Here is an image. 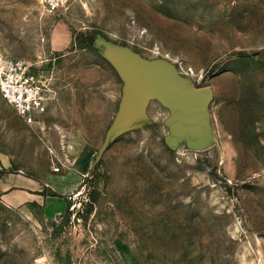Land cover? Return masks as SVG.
Here are the masks:
<instances>
[{"label": "rangeland", "instance_id": "obj_1", "mask_svg": "<svg viewBox=\"0 0 264 264\" xmlns=\"http://www.w3.org/2000/svg\"><path fill=\"white\" fill-rule=\"evenodd\" d=\"M96 35L211 86L214 143L170 149L151 101L152 123L104 151L65 212L0 203V264H264V0H0V50L50 89L42 126L0 98L9 168L93 161L122 87Z\"/></svg>", "mask_w": 264, "mask_h": 264}, {"label": "water", "instance_id": "obj_2", "mask_svg": "<svg viewBox=\"0 0 264 264\" xmlns=\"http://www.w3.org/2000/svg\"><path fill=\"white\" fill-rule=\"evenodd\" d=\"M92 47L115 70L122 87L117 110L80 188L97 174L96 166L113 142L152 123L147 108L153 100L168 110L163 123L168 129L164 142L170 149L175 150L183 143L189 150L200 151L214 143L209 118L211 86L195 87L169 60L147 59L102 35L93 38Z\"/></svg>", "mask_w": 264, "mask_h": 264}, {"label": "crops", "instance_id": "obj_3", "mask_svg": "<svg viewBox=\"0 0 264 264\" xmlns=\"http://www.w3.org/2000/svg\"><path fill=\"white\" fill-rule=\"evenodd\" d=\"M63 40L59 39L62 42ZM92 162L91 150H86L78 159L64 162L65 168L54 172L52 168L39 176L20 169L9 168L10 160L0 156V203L9 208L40 206L49 213L65 212L70 201L76 197ZM75 194V195H74ZM66 209H62V205Z\"/></svg>", "mask_w": 264, "mask_h": 264}, {"label": "built area", "instance_id": "obj_4", "mask_svg": "<svg viewBox=\"0 0 264 264\" xmlns=\"http://www.w3.org/2000/svg\"><path fill=\"white\" fill-rule=\"evenodd\" d=\"M49 80L27 60L0 50V98L27 125L42 126L50 101ZM60 165L52 167L54 172Z\"/></svg>", "mask_w": 264, "mask_h": 264}, {"label": "trees", "instance_id": "obj_5", "mask_svg": "<svg viewBox=\"0 0 264 264\" xmlns=\"http://www.w3.org/2000/svg\"><path fill=\"white\" fill-rule=\"evenodd\" d=\"M93 41V40H92ZM91 46H92V43H91Z\"/></svg>", "mask_w": 264, "mask_h": 264}]
</instances>
